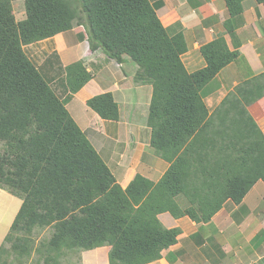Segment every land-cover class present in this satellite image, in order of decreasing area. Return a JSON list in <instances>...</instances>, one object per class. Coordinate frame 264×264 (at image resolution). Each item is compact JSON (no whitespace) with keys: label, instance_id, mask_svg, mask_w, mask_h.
<instances>
[{"label":"trees","instance_id":"16d2710c","mask_svg":"<svg viewBox=\"0 0 264 264\" xmlns=\"http://www.w3.org/2000/svg\"><path fill=\"white\" fill-rule=\"evenodd\" d=\"M13 1L0 0V188L21 204L0 244V264H61L70 252L80 264L81 251L102 245L110 247L109 264H146L180 232L165 227L159 213L205 223L224 201L239 203L255 181L264 182V134L256 123L264 114V71L236 85L212 114L202 97L204 85L238 55L222 33L200 46L205 65L188 72L185 38L168 34L159 1L23 0L21 20ZM224 1V31L232 32L244 0ZM74 25L83 26L91 51L130 59L134 82L152 85L149 144L169 163L158 181L137 173L122 188L71 117L65 100L92 78L82 60L64 67L61 99L25 54L24 45ZM85 104L102 119H119L111 92Z\"/></svg>","mask_w":264,"mask_h":264},{"label":"crops","instance_id":"0c3cea01","mask_svg":"<svg viewBox=\"0 0 264 264\" xmlns=\"http://www.w3.org/2000/svg\"><path fill=\"white\" fill-rule=\"evenodd\" d=\"M158 1L156 13L168 34L181 31L185 38L187 51L181 60L188 72L205 65L199 48L220 33L228 48L238 51L237 57L202 88L209 114L236 85L264 71L262 3L244 0L242 13L232 18L233 31L225 32L223 21L228 12L224 0H150L154 5ZM73 29L24 45L23 50L61 99L67 94L64 67L82 60L92 78L65 100L71 117L122 188L137 173L158 181L169 163L149 144L146 118L152 85L134 82L137 65L130 59L124 57L120 63L101 49L91 51L86 33ZM102 92H111L118 103V120L102 119L82 106L89 97ZM256 104L247 107L249 112ZM256 123L264 134V114L256 118ZM263 197L264 182L258 179L239 203L227 199L208 222L197 223L187 216L176 218L167 211L159 213L165 227H176L180 232L174 244L146 264H264ZM184 202L179 199V203ZM109 248L102 245L81 251L80 264H109Z\"/></svg>","mask_w":264,"mask_h":264},{"label":"rangeland","instance_id":"374dc122","mask_svg":"<svg viewBox=\"0 0 264 264\" xmlns=\"http://www.w3.org/2000/svg\"><path fill=\"white\" fill-rule=\"evenodd\" d=\"M13 9L15 13V17L17 20H21L25 17L24 12V2L23 0H15L13 1ZM75 32H85L83 26L81 25H74L73 27ZM69 31V32H74ZM82 106L87 108L88 112L90 114L94 113L90 108H88L86 105L82 103ZM21 204V198L9 193L6 189L0 188V244L2 243L4 236L9 230V227L15 217V214L17 210L19 209V206ZM42 236H48L49 235V229H45L42 234ZM78 253L70 252L67 254L66 258L61 260V264H78L77 263ZM26 264H35L34 259L28 260Z\"/></svg>","mask_w":264,"mask_h":264}]
</instances>
